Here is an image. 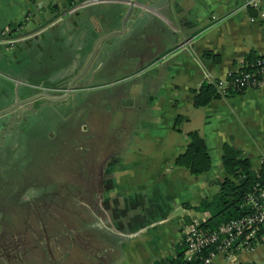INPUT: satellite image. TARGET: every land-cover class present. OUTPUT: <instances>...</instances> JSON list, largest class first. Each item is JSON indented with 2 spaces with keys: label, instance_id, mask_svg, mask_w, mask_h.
Returning <instances> with one entry per match:
<instances>
[{
  "label": "crops",
  "instance_id": "0c3cea01",
  "mask_svg": "<svg viewBox=\"0 0 264 264\" xmlns=\"http://www.w3.org/2000/svg\"><path fill=\"white\" fill-rule=\"evenodd\" d=\"M84 1L0 0V112L45 89L59 90L55 79L45 85L43 78L60 79L62 60L64 76H74L70 60L83 59L85 68L96 49L93 64L121 72L127 82L122 133L115 148L88 167L100 194L92 188L87 240H74L82 231L43 229L38 218L30 232L2 236L0 264H159L176 258L189 224L211 217L191 207L219 192L225 144L240 150L255 174L262 169L264 90L230 93L201 108L194 106L193 90L245 70L254 62L251 54L264 57V0L260 9L247 8V0ZM207 51L221 62L207 58ZM27 106L1 116L0 133L21 122ZM191 131L200 132L212 159L200 176L176 165ZM216 260L264 264V230L253 250Z\"/></svg>",
  "mask_w": 264,
  "mask_h": 264
},
{
  "label": "rangeland",
  "instance_id": "374dc122",
  "mask_svg": "<svg viewBox=\"0 0 264 264\" xmlns=\"http://www.w3.org/2000/svg\"><path fill=\"white\" fill-rule=\"evenodd\" d=\"M93 62L95 68L89 71L90 66L69 91L84 60H70L75 71L70 78L64 76L68 71L62 60L60 79L43 78L45 85L55 79L59 90L42 92L65 98L28 105L21 122L0 133V241L13 230L30 232L50 209L55 216H44L43 229L82 231L74 240H87L88 202L96 196L92 188L98 189L88 184V167L95 168L104 152L115 148L125 118L121 93L127 85L121 72H106Z\"/></svg>",
  "mask_w": 264,
  "mask_h": 264
},
{
  "label": "trees",
  "instance_id": "16d2710c",
  "mask_svg": "<svg viewBox=\"0 0 264 264\" xmlns=\"http://www.w3.org/2000/svg\"><path fill=\"white\" fill-rule=\"evenodd\" d=\"M11 34L8 37H11ZM205 55L216 63L221 62V57L211 51H207ZM259 58L254 54L248 56V60L254 62ZM193 93L194 106L197 108L204 107L213 99L222 97L215 85L211 83L202 85L199 89L193 90ZM187 136L186 150L176 159V165L188 169L191 174L197 176L209 172L212 167V159L203 136L199 131H191ZM223 163L226 175L219 184V192L212 198L204 199L198 206L191 207L197 212L211 213V217L201 223V229L204 232L215 231L221 224L251 213V209L245 206L246 197L264 178V166L262 165L259 174H255L249 159L230 143L224 146ZM214 249L215 247L205 250L203 256L208 255ZM185 251L186 244L180 248L176 258L161 260L159 264H201L200 257L191 262L187 261Z\"/></svg>",
  "mask_w": 264,
  "mask_h": 264
},
{
  "label": "built area",
  "instance_id": "2783aa9c",
  "mask_svg": "<svg viewBox=\"0 0 264 264\" xmlns=\"http://www.w3.org/2000/svg\"><path fill=\"white\" fill-rule=\"evenodd\" d=\"M92 0H85L88 5ZM263 0H247L246 7L260 9ZM210 78V77H209ZM218 93L222 97L230 93H240L248 89L264 90V57L259 58L240 72H233L224 79L212 80ZM264 166V154L261 158ZM245 206L251 213L221 224L215 231L204 232L202 221L193 220L187 227L185 234V259L189 262L200 257L201 264H219L216 260L219 254H232L243 250H253L261 243L264 230V178L257 183L254 190L248 194ZM206 256L205 250L214 248Z\"/></svg>",
  "mask_w": 264,
  "mask_h": 264
},
{
  "label": "water",
  "instance_id": "95a60500",
  "mask_svg": "<svg viewBox=\"0 0 264 264\" xmlns=\"http://www.w3.org/2000/svg\"><path fill=\"white\" fill-rule=\"evenodd\" d=\"M133 9H134V8L131 7V9H130V14H129V16L127 17V19L125 20V22H124V30L127 29V22H128V19L130 18V15H131ZM115 34H116V33H114V34H110V35H115ZM96 54H97V49L94 51V53H93L92 56L90 57L89 61L87 62L86 66H85V68L83 69L82 73H81L79 76H77V77L75 78V80H74L72 83L69 84V89H68L69 91L72 90L74 84H75L79 79H81L82 77H84V76L86 75V73H87L88 69L90 68V66H91V64H92V62H93V60H94ZM41 97H42V98H47V99H50V100H61V99H64V98H65V97H63V96H54V95H51V94H49V93H44V92H42V93L36 95L35 97H31V98H28V99H26V100H21V101L17 102V103L15 104V106H13L12 108H10L9 110H6V111H3V112H0V117L3 116V115H5V114H8V113L14 112V111H16V110H18V109H21L22 107H24V106H26V105H29V104L33 103L34 101H36L37 99H39V98H41Z\"/></svg>",
  "mask_w": 264,
  "mask_h": 264
},
{
  "label": "flooded vegetation",
  "instance_id": "af4514ba",
  "mask_svg": "<svg viewBox=\"0 0 264 264\" xmlns=\"http://www.w3.org/2000/svg\"><path fill=\"white\" fill-rule=\"evenodd\" d=\"M97 175H98V179L101 178V174L98 173ZM98 181H99V180H98ZM88 184H90L89 180H88ZM98 189H99V188H98ZM98 189H97V195H98V197H99L100 190L98 191ZM55 213H56V210H55V209H50L47 215H46V214H44L43 216L40 215V218L43 219L44 216H51V215H52V216H55ZM42 219H40L41 221H40L39 223H40V225H41L42 227H46V225H45V223H44V220L42 221Z\"/></svg>",
  "mask_w": 264,
  "mask_h": 264
}]
</instances>
